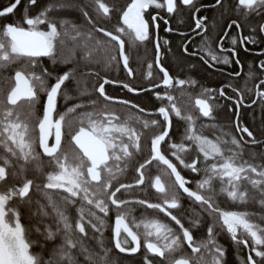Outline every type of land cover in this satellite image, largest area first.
<instances>
[{"label": "snow or ice", "instance_id": "1", "mask_svg": "<svg viewBox=\"0 0 264 264\" xmlns=\"http://www.w3.org/2000/svg\"><path fill=\"white\" fill-rule=\"evenodd\" d=\"M20 5L0 6V264H118L114 249L139 254V264H230L218 239L223 233L236 246L238 264H264V224L253 219L256 213L233 210L257 202L264 208V151L246 152L249 143L264 148V129L258 139L243 125L240 109L250 105L233 85L202 87L194 98L187 93L190 105L178 106L173 90L179 86L185 95L186 85L199 82L172 74L164 62L171 48L163 50L170 42L158 35L159 21L168 25L188 9L201 44L190 52L188 32H179L183 53L209 67L229 65L230 57L240 64L236 46L256 44L264 19L248 35L232 19L213 48L207 17L196 15L209 6L198 0H27L12 19ZM210 7L224 9L222 24L228 8L244 20L264 17V0H235L234 8L215 0ZM69 10L79 18L64 15ZM148 44L154 58L147 83L138 85L131 54ZM174 63L180 72L195 68ZM258 67L259 76L247 74L258 80L255 91L245 88L253 104H264V59ZM116 69L125 79L113 75ZM114 84L120 88L110 92ZM124 90L154 94L159 104L148 111L121 97ZM119 107L128 111L120 114ZM223 108L236 122H216Z\"/></svg>", "mask_w": 264, "mask_h": 264}, {"label": "flooded vegetation", "instance_id": "2", "mask_svg": "<svg viewBox=\"0 0 264 264\" xmlns=\"http://www.w3.org/2000/svg\"><path fill=\"white\" fill-rule=\"evenodd\" d=\"M198 3L209 6V7L201 8V11L199 13H196V15L201 16V17H207L208 24H209L208 35L211 37L213 48H215L217 39L220 37H223V33L225 31V26L228 23H230L232 19H234L230 16H232L233 13L234 14H238V13L233 11L232 9H228V11L224 14L223 24H222L220 17H221V13L224 12V9L219 10L218 7H216V8L210 7V5H213L215 3V0L214 1L213 0H198ZM219 13H220V16L217 15ZM192 17H193V13L191 11H189L188 9H181L178 15H176L174 18L169 19L168 25H164L163 21H159V23L161 25L159 33H158L159 39H160L161 33H162V37H164V38L172 36V35H177L178 37H181L179 35V32L187 31L188 32V39L192 41L191 44L189 45V51L190 52L196 51L198 49V46L201 44V36L195 35L194 33H192L190 31V28L193 26ZM0 19H2V18H0ZM262 19H264V17L252 16L250 18V20H246V25H247L246 28L247 29H245V28L243 30L241 29L242 33L244 35H248L249 34V28H250L249 26L253 25L252 21L255 20L258 23ZM180 21H184V23H181ZM212 21L216 22L215 27H212ZM165 27H171L173 29V31L172 32H166L164 30ZM161 29H163V30H161ZM219 30L222 32H219ZM230 34L232 36H237V38L239 40V34H238L237 29L235 27H233L230 30ZM258 36H259V38H258V42L256 44H251V43L245 42L242 45L238 43V45L236 46V48L238 50V59L240 60V64H236L234 62L235 58L230 57V59H232L233 62L229 65L216 64L212 67H209L207 64H205L200 59L199 55L187 56L185 54V57L183 59L186 58L188 62L183 64V65L187 66V65L194 64L195 68H187L186 67L185 71L179 72L176 75H174L173 73L172 74L174 76H178L181 79L192 78V79H195L196 81H198L199 83L196 86H193V87H188L187 85L185 86V91H187L188 90L187 88H189L195 96H197L201 92L202 87H208V88H213V89L218 90L220 87H223L226 85H233L236 88H238L241 92H243L244 103L246 105H250L249 107H242L240 109V120H242V123L244 126L248 127L246 122H247V119L249 118V114H250L249 112H250V110L255 111L254 114H256V117L258 118L257 120L259 121V123H261V124H259V128H258L259 133H260V131L262 129H264V119H263L264 112L261 111V108L264 107V104L259 102V100L256 104H253L252 100L256 99V97L254 95H250L245 88V84H247V88L253 89V92H254L255 91L254 84L258 83V80L253 81V80L248 79L247 74L249 72H256L257 75L259 76L261 73V70L259 69L258 65H259V61L261 59H264V56L259 55V53L264 51V34H258ZM181 42H182V40H181ZM184 42H187V41H184ZM224 45L226 48L232 47V45L230 43V38H224ZM245 49H247V50H245ZM164 60L167 62L166 63L164 61L165 64H167V66L169 68H171V67L176 68L177 67L176 64L174 63V61H171V62L169 61L170 60L169 58L166 57V58H164ZM132 61L130 60V63H131V66L135 69L136 80H137L139 78V76H138V71L136 68V60L134 61L132 59ZM168 61L170 62L171 66L168 63ZM250 64L252 65L251 68L249 67ZM200 67H204V68L208 69L209 71L220 75L221 82H219L218 84H214V85L202 83L200 80H198V78H200V75L198 73V70L200 69ZM237 72L240 73L239 76L234 75ZM113 75H119L120 78L122 76L125 77V73L120 72L118 69L114 70ZM190 75H192V76L190 77ZM112 86L114 87L113 88L114 90H118L120 88V85L114 84ZM173 93H177V94L181 93L180 87L177 86V88L175 90H173ZM119 94H120V96H123L124 94H128V93H126V90H124V91H121ZM142 94H144V93L138 92V93H131L128 95L138 96V95H142ZM227 95H233L234 96L235 94L232 93L231 89L229 88L227 91ZM216 103L217 104H223L224 100L223 99H217ZM226 109L227 108L217 109L215 111L214 115L218 112L219 115L217 118H222L224 116ZM136 111H138V109H136ZM227 111L229 112L228 109H227ZM215 117H216V115H215ZM231 120L233 122H236V119L234 117H231ZM174 123L177 125V127L180 126L179 122H177L175 119H174ZM172 134H173V136H175V132H173ZM256 136L258 139L260 138V135H256ZM246 139H248L249 141L251 140V138H246ZM71 147H73V145H69L68 142L65 141V148L68 149ZM262 151H264V148H261L260 146H257V145H252L251 143L248 144V148L246 150V152H256V153H260ZM42 159L46 160L47 158L42 157ZM260 162H261L260 160L255 161V163H260ZM154 175H155V169H153V178H154ZM165 179H167V178L165 177ZM154 193H155V190L152 189L148 195H155ZM35 195H40V194L37 193V194H34V196ZM153 198L154 199H150V200L155 202L157 199V196L156 197L154 196ZM249 204L253 205L255 203H249ZM243 206H247V205H240L238 207H243ZM235 208H237V207H235ZM218 239H219V243L222 244L228 251V259L230 261V264H238V262H236V254H237L236 246L231 241L229 235L227 233H223V234H221V236ZM115 251L118 253L117 250H115ZM137 255H139V254H135L133 256H137Z\"/></svg>", "mask_w": 264, "mask_h": 264}, {"label": "trees", "instance_id": "3", "mask_svg": "<svg viewBox=\"0 0 264 264\" xmlns=\"http://www.w3.org/2000/svg\"><path fill=\"white\" fill-rule=\"evenodd\" d=\"M88 2H89V0H83V3H88ZM107 2L110 5L113 4V3L119 4V5H123L126 2V0H107ZM7 3H8V0H0V6H2L4 4H7ZM26 4H27V0H23L21 2V5L18 6V9L16 11V15L14 17H12V19H15L16 17L20 16L23 13L24 7H25ZM228 5H232V7L234 8L235 7V0H226V7ZM218 9L221 10V8H219V7H218ZM228 9H232V8H228ZM64 15H66L68 17L75 18V19H78L79 18V13L77 11H73V10H69V11L65 12ZM217 15L220 16V13L217 14ZM230 17L234 18L235 20H237L238 22L241 23V25H242V28L241 29L242 30L244 28L247 29L246 28V26H247L246 25V20H244L242 18L243 17V14H234L233 13V15L230 16ZM252 23H253V25L257 24V22L255 20L252 21ZM109 26H111V25H109ZM161 30H163V29H161ZM219 32H222V31L219 30ZM165 39L170 42L169 45H165L164 46V49H163L164 51H166L168 47L171 48V53H169L167 55V58L170 59L169 61L171 62V61H174V60L178 59V60L181 61L182 64L187 63L188 62L187 59L186 58L183 59L185 57V54L183 53V50L181 48V43H180L181 40H182V37H178L177 35H172V36H169V37L164 38V37H162V33H161L160 42L163 43V41ZM63 55L65 57H70V55H71V49L70 48L69 49H65ZM137 57H139V59ZM131 58L134 61L136 60V68H137L138 76H139V78L136 80V83L138 85L139 84L147 83V63L148 62H151L153 60V58H154V53H153V47H152V45L151 44H148L146 46L145 45H139L138 46V50L135 51V52H133L131 54ZM132 59H131V61H132ZM169 61H168V63L170 64ZM170 66H171V64H170ZM171 70H172V73L174 75H176V74H178L180 72V71H178L177 67L176 68H172ZM198 73L200 75V78H198V80H200L204 84L206 83V84L214 85V84H218L219 82H221L220 75L215 74V73L209 71L208 69H206L204 67H200V69L198 70ZM154 76H155V73H154ZM191 76L192 75H190V77ZM120 79L123 80V79H125V77L122 76ZM113 88L114 87L111 86V87L108 88V90L110 92H112V91H114ZM187 89L188 90L185 91V95H181V93H179V94L173 93V95L176 98L175 99V102L181 108H185L187 105H190L192 103V100L189 99V96L187 95V93H191V96L193 98L195 97V95L191 92V90L189 88H187ZM125 95H127V97L129 99L138 101L139 104L141 106L145 107L146 110H148V111H154L156 109V107L158 106V104H159V102L156 100L154 94L153 95H145V94H142V95H138V96H132V95L124 94L123 96H125ZM123 96H121V97H123ZM116 111L118 113H120V114H124V113H126L128 111V109H125L123 107H119V108L116 109ZM136 112L138 113V111H136ZM254 112L255 111L250 110V112H249L250 113L249 114V118L247 119L246 124L248 125V127L251 130L254 131L255 135H260L258 128H259V124H261V123H259V121L257 120L258 118L256 117V114H254ZM215 115H216V122L218 124H224L225 122L231 120V114L227 111V109H226V111L224 113V116L222 118H217L218 115H219L218 112ZM263 119H264V117H263ZM203 122L204 123H209V121L207 119H205ZM150 136H151V133L148 132L145 135L144 140L147 141ZM144 150L147 152V150H148L147 147H145ZM141 194L142 193L140 192V190H137L136 195H141ZM154 196L156 197L157 194H155V195H148V198L149 199H154L153 198ZM33 198L34 199H39L40 198V195H35V196H33ZM41 202L43 203L44 201L42 200ZM32 210L34 212L37 211V207L35 205H33V209ZM233 210L248 211V212H251V213H256L258 215L255 216V217H253V219L256 222H258V223L264 224V221H260L259 220V215L260 214H264V208H261V206L258 203L257 204L255 203L253 205H250L249 204V205L243 206V207H237V208H234ZM22 211H24V214H25V221L24 222L27 224L28 223V221H27V212H26V210H22ZM73 214H75V213H73ZM137 215L139 216V213H137ZM32 238L33 239H42V238L37 237L35 234H33ZM36 250L39 251L38 248ZM112 254L114 256H117V258H118V264H139V255L132 256V257L131 256H124V255H122L120 253H117L115 251V249L113 250V253ZM157 264H158V262H157Z\"/></svg>", "mask_w": 264, "mask_h": 264}, {"label": "water", "instance_id": "4", "mask_svg": "<svg viewBox=\"0 0 264 264\" xmlns=\"http://www.w3.org/2000/svg\"><path fill=\"white\" fill-rule=\"evenodd\" d=\"M22 1V0H21ZM118 251V250H117ZM119 253V252H118ZM120 254H122V255H124V256H133V255H135V254H128V253H120Z\"/></svg>", "mask_w": 264, "mask_h": 264}, {"label": "rangeland", "instance_id": "5", "mask_svg": "<svg viewBox=\"0 0 264 264\" xmlns=\"http://www.w3.org/2000/svg\"><path fill=\"white\" fill-rule=\"evenodd\" d=\"M181 62V61H180ZM36 212V211H35Z\"/></svg>", "mask_w": 264, "mask_h": 264}]
</instances>
